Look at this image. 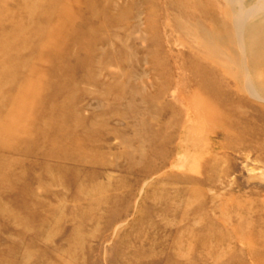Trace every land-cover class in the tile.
Listing matches in <instances>:
<instances>
[{"label": "rangeland", "instance_id": "374dc122", "mask_svg": "<svg viewBox=\"0 0 264 264\" xmlns=\"http://www.w3.org/2000/svg\"><path fill=\"white\" fill-rule=\"evenodd\" d=\"M0 264H264V0H0Z\"/></svg>", "mask_w": 264, "mask_h": 264}, {"label": "bare ground", "instance_id": "6f19581e", "mask_svg": "<svg viewBox=\"0 0 264 264\" xmlns=\"http://www.w3.org/2000/svg\"><path fill=\"white\" fill-rule=\"evenodd\" d=\"M236 3V2H235ZM236 5V4H235ZM241 5H242V2H241ZM239 6H240V3H239ZM243 6V5H242ZM238 7V6H237Z\"/></svg>", "mask_w": 264, "mask_h": 264}]
</instances>
